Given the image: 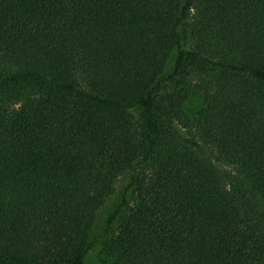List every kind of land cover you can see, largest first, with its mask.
<instances>
[{
  "label": "trees",
  "instance_id": "trees-1",
  "mask_svg": "<svg viewBox=\"0 0 264 264\" xmlns=\"http://www.w3.org/2000/svg\"><path fill=\"white\" fill-rule=\"evenodd\" d=\"M88 259L264 264V0H0V264Z\"/></svg>",
  "mask_w": 264,
  "mask_h": 264
},
{
  "label": "rangeland",
  "instance_id": "rangeland-1",
  "mask_svg": "<svg viewBox=\"0 0 264 264\" xmlns=\"http://www.w3.org/2000/svg\"><path fill=\"white\" fill-rule=\"evenodd\" d=\"M202 104H203V100L200 95H198L195 92L189 93V96L186 98L183 104V110H184L183 116L184 117L185 115L187 117L189 116L191 119L195 118L198 111L202 107ZM186 120H187V123L191 125V123L189 122V119H186ZM87 264H94V262L93 260L88 259Z\"/></svg>",
  "mask_w": 264,
  "mask_h": 264
}]
</instances>
